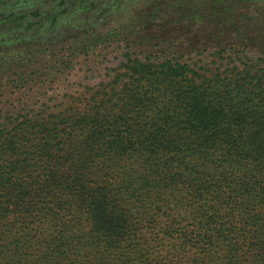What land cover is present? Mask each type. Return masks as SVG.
<instances>
[{"label":"rangeland","instance_id":"obj_1","mask_svg":"<svg viewBox=\"0 0 264 264\" xmlns=\"http://www.w3.org/2000/svg\"><path fill=\"white\" fill-rule=\"evenodd\" d=\"M224 49L234 58L264 57V0H0V155L7 162L0 171L11 179L0 182V259L51 264L57 258L38 257L45 245L71 264H95L106 238L90 234L73 172L112 198L129 168L124 153L107 143L121 128L90 130L108 112L128 107L132 118L147 106L170 103L155 76L153 83L138 81L131 69L136 62L196 63L208 80L218 81L212 76L226 63L219 54ZM90 133L96 142L87 148L82 143ZM8 142H15L14 150L4 146ZM13 157L24 163L16 174ZM64 175L73 178L62 187L47 181ZM190 190L179 186L178 199L162 209H133L120 198L134 245L112 256L130 264L194 258L201 244L184 248L178 235L184 229L194 236L203 223ZM259 213L252 210L264 254V207ZM30 241L34 249L26 254Z\"/></svg>","mask_w":264,"mask_h":264},{"label":"trees","instance_id":"obj_2","mask_svg":"<svg viewBox=\"0 0 264 264\" xmlns=\"http://www.w3.org/2000/svg\"><path fill=\"white\" fill-rule=\"evenodd\" d=\"M236 52L242 53L235 50L233 54ZM219 54L226 63L212 76L218 81L208 80L196 63L178 59L160 64L136 62L131 69L138 81L153 83L155 76L165 85L170 103L151 104L152 108L147 106L132 118H128V107L108 112L90 130L104 134L121 128L122 134L107 143L110 150L124 153L129 168L119 178L117 196L112 198L104 188L96 191L79 182V170L73 172L81 191V208H88L90 234L106 238L95 264H130L123 262V257L112 256L116 250L127 251L134 245V236L128 233L129 212L117 206L120 198L128 200L133 209H162L178 199L177 188L182 185L191 189L203 218L198 234L189 236L184 229L178 234L184 248L201 244L194 258L182 257L186 264H264L260 222L252 215V210L261 213L264 207V57L245 54L234 58L226 49ZM147 112L152 117L148 122ZM91 137L90 133L82 143L87 148L96 142ZM4 146L14 150L16 145L8 142ZM2 161L7 163L0 155ZM10 165L15 174L24 167L15 157ZM0 177V182H11L1 171ZM71 178L64 175L47 181L55 179L57 187H62ZM24 249L29 253L33 242ZM61 252L56 257V252L44 245L43 255L38 257L41 261L57 258L51 264H71L62 260ZM25 259L15 255V259L0 261L30 264ZM138 264L154 263L143 260Z\"/></svg>","mask_w":264,"mask_h":264}]
</instances>
